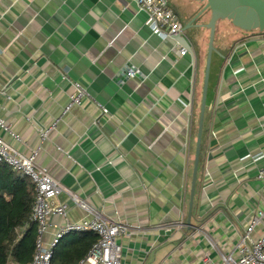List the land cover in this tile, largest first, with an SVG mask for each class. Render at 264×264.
Here are the masks:
<instances>
[{
	"label": "crops",
	"instance_id": "0c3cea01",
	"mask_svg": "<svg viewBox=\"0 0 264 264\" xmlns=\"http://www.w3.org/2000/svg\"><path fill=\"white\" fill-rule=\"evenodd\" d=\"M166 1L183 29L197 24L182 33L185 55L176 35L153 33L137 0H0V116L18 138L1 126L0 136L131 226L118 239L122 264H217L205 233L230 251L264 205V158L254 160L264 154V32L218 26L190 228L210 35L198 24L211 13L197 17L200 0ZM77 81L93 99L64 112ZM62 201L70 221L92 219L67 193ZM50 222L47 242L66 220Z\"/></svg>",
	"mask_w": 264,
	"mask_h": 264
},
{
	"label": "built area",
	"instance_id": "2783aa9c",
	"mask_svg": "<svg viewBox=\"0 0 264 264\" xmlns=\"http://www.w3.org/2000/svg\"><path fill=\"white\" fill-rule=\"evenodd\" d=\"M137 5L139 10L147 13V24L153 33L165 38L181 32L182 25L179 15L168 5L166 0H137ZM187 52L186 47L180 49L181 55H185ZM129 74L136 75V72L130 71ZM74 84L76 90L70 95L69 104L64 108V112L69 111L73 105L81 104L84 99H93L87 87L78 81ZM97 104L103 112H107L105 107L100 103ZM0 126L10 132L13 137L18 138L16 134L11 132L1 116ZM46 133L47 131L44 134ZM35 156L36 151L26 156L0 136V164L9 165L20 177L29 179L35 185L36 192L30 214V221L38 224L35 252L27 262L10 258L8 264H52L54 249L60 241L67 234L83 231L94 232L98 239L87 255L77 264H122L123 244L118 239L130 235L133 232L131 226L121 220L109 219L104 216L101 210L94 208L85 199L66 188L59 179L51 175L47 168L37 165ZM260 158H264V154L254 157V160ZM257 177L264 185V168L259 170ZM62 193H67L74 203L92 215V219L70 221L68 219L69 204L63 201L60 203L53 202ZM52 216H60L66 222L56 229L51 240L47 242L44 237L51 226L50 219ZM261 225L263 226V233L257 238H253V232ZM16 231L17 240H20L26 231V226L19 227ZM204 236L219 253L220 262L217 264H264V205L256 210L244 234L232 250L220 249L210 233L206 232ZM205 260L211 261L207 255Z\"/></svg>",
	"mask_w": 264,
	"mask_h": 264
},
{
	"label": "trees",
	"instance_id": "16d2710c",
	"mask_svg": "<svg viewBox=\"0 0 264 264\" xmlns=\"http://www.w3.org/2000/svg\"><path fill=\"white\" fill-rule=\"evenodd\" d=\"M35 196V185L29 179L0 164V264H8L10 258L27 262L33 257L38 224L30 221V214ZM22 226L26 231L17 240L16 229ZM97 239L92 231L68 234L54 249L52 264H77Z\"/></svg>",
	"mask_w": 264,
	"mask_h": 264
},
{
	"label": "water",
	"instance_id": "95a60500",
	"mask_svg": "<svg viewBox=\"0 0 264 264\" xmlns=\"http://www.w3.org/2000/svg\"><path fill=\"white\" fill-rule=\"evenodd\" d=\"M205 2L204 7L200 10L197 17L205 11L209 10L211 13L210 20L205 24H198V26L205 27L210 30L209 44H208V55L206 62V71L204 78V86L202 93V102L197 130L196 147L193 163V172L190 189V201H189V217L187 224L193 227L191 223L192 210L194 204V198L196 193V184L198 179V170L200 162V153L202 146V135L204 127V117L206 110V101L208 93V85L210 78V69L212 63V56L214 52H217L214 41L216 36V29L218 22L223 19L230 20L236 27L244 31L259 30L264 32V0H200ZM192 26L197 24L190 23L176 36L181 39V43L184 47H187L192 51V47L186 36L182 33Z\"/></svg>",
	"mask_w": 264,
	"mask_h": 264
},
{
	"label": "rangeland",
	"instance_id": "374dc122",
	"mask_svg": "<svg viewBox=\"0 0 264 264\" xmlns=\"http://www.w3.org/2000/svg\"><path fill=\"white\" fill-rule=\"evenodd\" d=\"M225 20H227V19L220 20V22L217 25V28H218L219 25H222L221 26L222 28H225L226 26H229V28L231 29L230 32L235 31V30H238L239 31V29L234 24H232L231 21L229 22L227 20L225 23L220 24L221 22H223ZM216 31L217 32H216V36H215V43L217 44L219 42V40L222 38V35L224 33V30H219V28H218V29H216Z\"/></svg>",
	"mask_w": 264,
	"mask_h": 264
},
{
	"label": "flooded vegetation",
	"instance_id": "af4514ba",
	"mask_svg": "<svg viewBox=\"0 0 264 264\" xmlns=\"http://www.w3.org/2000/svg\"><path fill=\"white\" fill-rule=\"evenodd\" d=\"M254 31H259V30H254Z\"/></svg>",
	"mask_w": 264,
	"mask_h": 264
}]
</instances>
